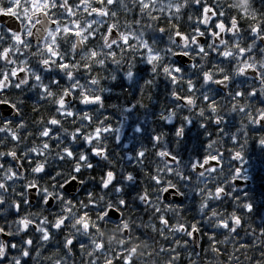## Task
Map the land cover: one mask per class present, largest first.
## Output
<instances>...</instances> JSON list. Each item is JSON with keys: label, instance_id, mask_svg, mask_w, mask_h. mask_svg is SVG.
Masks as SVG:
<instances>
[{"label": "clouds", "instance_id": "9594fccd", "mask_svg": "<svg viewBox=\"0 0 264 264\" xmlns=\"http://www.w3.org/2000/svg\"><path fill=\"white\" fill-rule=\"evenodd\" d=\"M0 264H264V0H0Z\"/></svg>", "mask_w": 264, "mask_h": 264}, {"label": "snow or ice", "instance_id": "6c2138e0", "mask_svg": "<svg viewBox=\"0 0 264 264\" xmlns=\"http://www.w3.org/2000/svg\"><path fill=\"white\" fill-rule=\"evenodd\" d=\"M63 67V66H62Z\"/></svg>", "mask_w": 264, "mask_h": 264}]
</instances>
